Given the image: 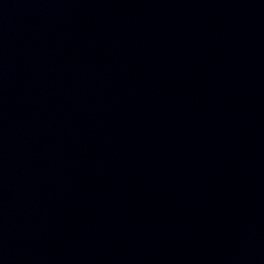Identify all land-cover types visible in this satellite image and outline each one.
<instances>
[{
	"label": "water",
	"instance_id": "obj_1",
	"mask_svg": "<svg viewBox=\"0 0 264 264\" xmlns=\"http://www.w3.org/2000/svg\"><path fill=\"white\" fill-rule=\"evenodd\" d=\"M0 264H264V0H0Z\"/></svg>",
	"mask_w": 264,
	"mask_h": 264
}]
</instances>
